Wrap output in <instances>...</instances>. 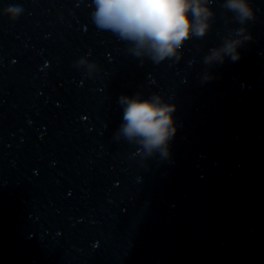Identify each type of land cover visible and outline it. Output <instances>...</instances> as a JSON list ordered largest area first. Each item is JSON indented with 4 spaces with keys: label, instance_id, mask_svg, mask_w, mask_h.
Wrapping results in <instances>:
<instances>
[{
    "label": "water",
    "instance_id": "1",
    "mask_svg": "<svg viewBox=\"0 0 264 264\" xmlns=\"http://www.w3.org/2000/svg\"><path fill=\"white\" fill-rule=\"evenodd\" d=\"M223 2L156 64L94 0H0V264H264V0L240 59L205 65L240 27ZM153 93L176 109L167 159L114 138L119 98Z\"/></svg>",
    "mask_w": 264,
    "mask_h": 264
},
{
    "label": "clouds",
    "instance_id": "2",
    "mask_svg": "<svg viewBox=\"0 0 264 264\" xmlns=\"http://www.w3.org/2000/svg\"><path fill=\"white\" fill-rule=\"evenodd\" d=\"M213 0H94L92 20L95 26L111 32L131 46L128 51L137 58H148L156 64L166 59L179 60L187 41L204 38L212 27L216 15ZM221 7L233 14L232 20L240 25L222 37L218 47L209 49L204 56L205 65L223 64L226 58L240 59L239 48L252 37L246 25L255 19L250 0H224ZM23 12L20 6H9L4 15L15 21ZM88 75L100 69L85 58L77 61ZM213 77L206 74L204 79ZM123 122L115 139H123L139 146L145 159L159 153L162 159L170 158V141L177 128L173 119L175 106L164 96L153 93L149 98L121 96Z\"/></svg>",
    "mask_w": 264,
    "mask_h": 264
}]
</instances>
